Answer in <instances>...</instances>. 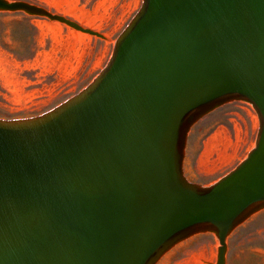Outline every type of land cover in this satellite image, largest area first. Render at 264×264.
<instances>
[{
	"label": "water",
	"instance_id": "obj_1",
	"mask_svg": "<svg viewBox=\"0 0 264 264\" xmlns=\"http://www.w3.org/2000/svg\"><path fill=\"white\" fill-rule=\"evenodd\" d=\"M0 11L105 35L24 0ZM235 100L259 118L254 146L210 185L189 181V132ZM264 209V0H143L82 90L0 118V264H157L198 233L227 239Z\"/></svg>",
	"mask_w": 264,
	"mask_h": 264
},
{
	"label": "rangeland",
	"instance_id": "obj_2",
	"mask_svg": "<svg viewBox=\"0 0 264 264\" xmlns=\"http://www.w3.org/2000/svg\"><path fill=\"white\" fill-rule=\"evenodd\" d=\"M105 35L100 38L47 17L0 11V118L42 114L85 88L107 64L118 35L143 0H24ZM259 118L253 105L235 100L191 128L183 172L210 185L231 171L254 146ZM218 239L195 234L157 264H215ZM226 264H264V209L227 239Z\"/></svg>",
	"mask_w": 264,
	"mask_h": 264
}]
</instances>
